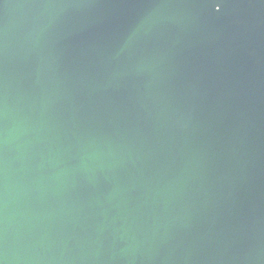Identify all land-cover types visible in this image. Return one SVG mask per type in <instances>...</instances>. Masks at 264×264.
<instances>
[{
	"label": "water",
	"instance_id": "water-1",
	"mask_svg": "<svg viewBox=\"0 0 264 264\" xmlns=\"http://www.w3.org/2000/svg\"><path fill=\"white\" fill-rule=\"evenodd\" d=\"M0 264H264V0H0Z\"/></svg>",
	"mask_w": 264,
	"mask_h": 264
}]
</instances>
